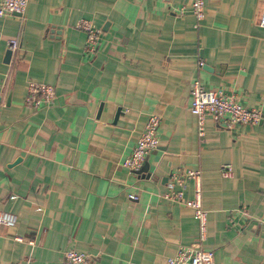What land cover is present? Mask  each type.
Returning a JSON list of instances; mask_svg holds the SVG:
<instances>
[{
  "label": "crops",
  "instance_id": "crops-1",
  "mask_svg": "<svg viewBox=\"0 0 264 264\" xmlns=\"http://www.w3.org/2000/svg\"><path fill=\"white\" fill-rule=\"evenodd\" d=\"M263 5L206 0L197 19L192 0H27L0 16V211L17 217L0 226V264H61L66 249L91 254L86 264H164L195 244L211 264H264ZM79 19L101 29L91 54ZM194 80L261 119L227 129L208 116L199 135ZM29 81L53 86L47 106L24 103ZM150 113L158 146L130 171ZM186 170L199 171L202 239L186 204L196 180L164 196Z\"/></svg>",
  "mask_w": 264,
  "mask_h": 264
},
{
  "label": "built area",
  "instance_id": "built-area-1",
  "mask_svg": "<svg viewBox=\"0 0 264 264\" xmlns=\"http://www.w3.org/2000/svg\"><path fill=\"white\" fill-rule=\"evenodd\" d=\"M205 1L192 0L193 13L197 19H201L203 16ZM26 4L27 0H0V16L13 13L21 16ZM258 23L264 27V5ZM76 26L85 32V50L90 54L93 53L99 44L101 29L87 19H79ZM8 48L11 51L18 48V42L15 38L9 40ZM197 64L200 67L203 62L198 61ZM53 97L54 88L52 85L29 81L24 96V103L33 108H40L47 106ZM190 98L189 111L196 118L199 135L204 133V124L208 116L221 121L222 126L227 129L238 124H256L262 117V112L259 108H248L240 103L234 95L207 89L198 80H194L191 84ZM159 122L158 114H148L132 152L123 162L130 171L138 170L147 154L157 148ZM231 169L230 164H224L221 172L224 176H229L231 175ZM186 178H194L196 180L193 197L186 204L193 209V217L198 222L200 239H202L206 231L207 210L203 207L201 201L200 185L198 183L199 171L186 170L182 175H173L172 181L167 183L168 190L164 193V196L178 201L182 193L180 190H174V186L176 184L182 186ZM128 196L130 198L135 197L133 193H129ZM16 220L17 217L13 212L0 211V226L11 227L16 224ZM14 239L21 241L22 237L15 236ZM92 257L91 254L82 251L66 249L62 252L61 264H86ZM212 261L213 252L204 251L195 244L180 245L173 255L166 258L164 264H211Z\"/></svg>",
  "mask_w": 264,
  "mask_h": 264
},
{
  "label": "water",
  "instance_id": "water-1",
  "mask_svg": "<svg viewBox=\"0 0 264 264\" xmlns=\"http://www.w3.org/2000/svg\"><path fill=\"white\" fill-rule=\"evenodd\" d=\"M56 33H58V31H56ZM9 51H10V49H9ZM9 51H7V53H6V57H7V55L10 53ZM146 163L141 167V169H139L138 171H142V170H144L145 168H146Z\"/></svg>",
  "mask_w": 264,
  "mask_h": 264
}]
</instances>
